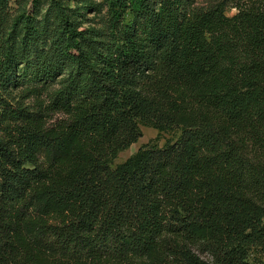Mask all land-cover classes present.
<instances>
[{
  "label": "trees",
  "instance_id": "1",
  "mask_svg": "<svg viewBox=\"0 0 264 264\" xmlns=\"http://www.w3.org/2000/svg\"><path fill=\"white\" fill-rule=\"evenodd\" d=\"M104 5L0 0V264L264 261V0Z\"/></svg>",
  "mask_w": 264,
  "mask_h": 264
},
{
  "label": "rangeland",
  "instance_id": "2",
  "mask_svg": "<svg viewBox=\"0 0 264 264\" xmlns=\"http://www.w3.org/2000/svg\"><path fill=\"white\" fill-rule=\"evenodd\" d=\"M76 0H70L71 6H75ZM82 0H77V2ZM95 4L102 6V12L99 15L98 13H89L87 16L88 20L83 25L84 28L87 27H95L98 24L101 23V21H104L106 19V12L107 8L104 5V0H92ZM226 1L227 2V16L232 17L237 13V10L233 8V4L237 2V0H190V3L198 8H209L219 2ZM11 8L14 15L20 13L24 9H28L30 7V4L28 1H19V2H11ZM45 8H43V11ZM27 104H31L32 101H27ZM142 138L138 140L136 144H133L129 149L125 150L124 152L120 153L118 158L113 162V168L116 166L124 163L126 160H128L131 156L136 154L138 150L142 147H144L147 144L150 143H156L159 147H163L166 142L172 141L175 142L179 136L180 132L175 131L172 133H163L159 135V132L147 128L142 127ZM249 264H264V261L260 257L251 258L249 260Z\"/></svg>",
  "mask_w": 264,
  "mask_h": 264
}]
</instances>
